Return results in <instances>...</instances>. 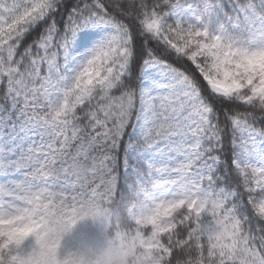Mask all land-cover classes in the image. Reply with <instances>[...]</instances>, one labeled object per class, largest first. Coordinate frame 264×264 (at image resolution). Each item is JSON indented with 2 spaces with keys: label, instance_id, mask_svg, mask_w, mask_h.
I'll return each mask as SVG.
<instances>
[{
  "label": "snow or ice",
  "instance_id": "obj_1",
  "mask_svg": "<svg viewBox=\"0 0 264 264\" xmlns=\"http://www.w3.org/2000/svg\"><path fill=\"white\" fill-rule=\"evenodd\" d=\"M0 264H264V0H0Z\"/></svg>",
  "mask_w": 264,
  "mask_h": 264
},
{
  "label": "rangeland",
  "instance_id": "obj_2",
  "mask_svg": "<svg viewBox=\"0 0 264 264\" xmlns=\"http://www.w3.org/2000/svg\"><path fill=\"white\" fill-rule=\"evenodd\" d=\"M90 235L85 223L77 225L74 230L73 236L65 238L64 244L67 248L76 249L79 248L81 251L88 252L91 249L93 252L98 251L101 247L92 248L85 243L86 236ZM103 247V246H102Z\"/></svg>",
  "mask_w": 264,
  "mask_h": 264
},
{
  "label": "trees",
  "instance_id": "obj_3",
  "mask_svg": "<svg viewBox=\"0 0 264 264\" xmlns=\"http://www.w3.org/2000/svg\"><path fill=\"white\" fill-rule=\"evenodd\" d=\"M121 220H123V212L121 211ZM90 235L86 236L85 243L92 248L102 247L106 237H111V232L102 233L97 228L93 227L91 222L85 223Z\"/></svg>",
  "mask_w": 264,
  "mask_h": 264
}]
</instances>
